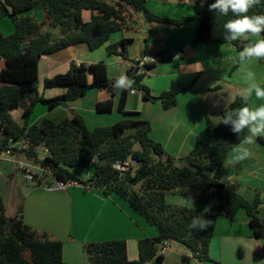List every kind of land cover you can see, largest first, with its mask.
<instances>
[{
	"label": "trees",
	"instance_id": "16d2710c",
	"mask_svg": "<svg viewBox=\"0 0 264 264\" xmlns=\"http://www.w3.org/2000/svg\"><path fill=\"white\" fill-rule=\"evenodd\" d=\"M213 2H193L199 17L194 43H231L237 50H242L251 42L224 40V24L235 17L231 12L224 16L210 11L209 5ZM36 7L44 10L51 27L59 29L58 37L51 32L41 33L43 23L33 16L20 17V14ZM84 10L93 13L91 21H83ZM133 13L142 15L147 23L183 26L192 20L188 16L179 19L158 16L148 9L146 0H0V19L7 17L15 26L10 35L0 31V58L7 64L6 68L0 69V82L3 84L0 88V151L23 152L39 163L43 173L36 180L38 185L51 178L73 180L102 189L106 195L115 194L126 201L158 230L157 237L139 240V258L134 261L128 259L125 240L89 242L85 245L89 264H164L160 250L169 241H176L187 248L189 254L183 257L185 264H190L192 259L210 261L209 245L218 219L227 217L232 220L240 209L247 213L254 236L264 239V221L260 218L261 195L249 201L228 190L217 179L228 153L243 140L247 129L238 136L231 131L230 125L209 127L205 137L197 140L188 155L177 160L166 153L161 143L150 137V122L138 117L92 130L76 113L60 122L45 118L40 123H29L39 103L53 109L83 98L90 89L106 88L117 95V109L125 114L138 115L126 110L131 90L140 91L147 100L160 101L164 109L176 105L178 94L190 89L195 80L186 87L152 95L143 84V78L155 64L129 59L128 39L109 44L106 50L131 61L126 75L134 81L131 90L117 91L113 87L115 79L109 78L104 62L87 65L72 61L67 72L44 80L45 88L65 87L66 92L52 98L39 95V61L44 55L79 43H87L92 50L104 46L112 33L128 27ZM248 15H264V0L251 8ZM259 60L264 63V60ZM89 73L93 74L92 81ZM243 106L244 101L237 95L222 111V116ZM247 106L252 107L250 98ZM112 109V101L97 105L100 112ZM16 110L21 111L22 125L11 114ZM22 139L28 142L20 150L11 146ZM258 140L264 144V136ZM41 148L47 150L43 158L39 157ZM116 162L127 164L128 168L119 170L114 167ZM91 165L93 173L87 181H82L70 171L72 167ZM171 191L208 204L209 210L170 204L166 195ZM196 216L209 220L210 225L204 230L190 229L189 225ZM26 252L30 257L25 255ZM0 264L67 263L63 258L62 241L27 225L22 207L16 216L8 217L0 197Z\"/></svg>",
	"mask_w": 264,
	"mask_h": 264
},
{
	"label": "crops",
	"instance_id": "0c3cea01",
	"mask_svg": "<svg viewBox=\"0 0 264 264\" xmlns=\"http://www.w3.org/2000/svg\"><path fill=\"white\" fill-rule=\"evenodd\" d=\"M193 2L194 0H146L148 9L158 16L174 19L192 17L183 26L147 23L142 15L133 13L128 27L112 33L104 46L92 50L87 43H79L44 55L39 61V95L52 98L66 92V88H45L44 80L67 72L72 61L87 65L104 62L110 79H116L121 74L127 75L131 61L119 54H109L106 46L128 39L129 59L155 57V66L143 78V84L150 89L152 95L158 96L166 90L186 87L195 80L190 89L178 94L175 106L164 109L160 101H150L140 91H130L126 110L137 112L138 115L125 114L117 109V95L106 88L90 89L83 98L53 109L39 103L34 108L29 123H40L45 118L60 122L76 113L92 130L111 126L126 118L138 117L150 122V137L161 143L166 153L177 160L185 158L197 140L205 137L209 127L213 129L219 126L213 124L214 117L222 116V111L247 86L248 71L255 73L256 83L264 88V63L259 59L239 62L241 50H237L231 43H194L199 17L193 8ZM25 15H31L39 23H43L41 33L51 32L55 37L60 35L58 28L50 26L42 8L36 7L20 14V17ZM92 16L90 10L82 12L84 22L91 21ZM14 30L15 26L9 18L0 19V31L4 35H10ZM257 39L258 37L249 36L248 41L255 43ZM6 67V61L0 58V69ZM88 76L92 81L93 74L89 73ZM2 85L0 82V88ZM250 99L252 107L264 103V100L255 97V93ZM106 101L113 102L112 111H98L97 105ZM15 113H18L19 119L14 118ZM11 114L17 123H24L20 110L12 111ZM26 145L24 139L11 144L18 150ZM248 147L251 156L236 165L228 163L233 148L230 150L217 179L228 190L249 201H254L258 194L261 195L263 202L260 218L264 221V144L257 138L256 143ZM41 152L40 158L47 155L45 148H41ZM15 164L20 165L22 170L43 173L40 164L23 152L1 154L0 170L6 173H0L4 183L3 186L0 185V197L4 202L6 215L14 217L22 207L27 225L62 241L63 258L67 264H89L85 245L111 240H125L128 259L138 260L139 240L158 236V230L148 224L126 201L115 194L106 195L102 189L79 184L67 190H50L45 186H53L52 182L45 184L47 180H44L42 184L24 191L6 178L12 176ZM78 168L81 167H72L70 171L82 181H87L93 173L91 167L75 172ZM5 186L9 188L8 191ZM181 197L188 198L171 191L167 193L166 201L182 205ZM193 201L194 207H187L200 211L209 210L208 204ZM249 220L243 209L237 211L232 220L220 217L209 245L211 260L192 259L190 264H264V239L254 236ZM162 254L164 264H185L183 257L189 253L187 248L176 241H169Z\"/></svg>",
	"mask_w": 264,
	"mask_h": 264
},
{
	"label": "clouds",
	"instance_id": "9594fccd",
	"mask_svg": "<svg viewBox=\"0 0 264 264\" xmlns=\"http://www.w3.org/2000/svg\"><path fill=\"white\" fill-rule=\"evenodd\" d=\"M260 3V0H214L209 5V10L219 12L227 16L230 12L235 19H230L224 24L225 41L248 40L249 36L258 37L255 43H248L239 53V62L252 59L264 60V15H248L251 8ZM247 86L238 92L245 106L233 109L223 116L214 117V125H230L234 134H241L247 129L240 144L233 148V153L228 163L236 165L251 156L248 146L254 145L257 138L264 136V103L250 107L248 100L255 93L258 100H264V88L256 83L255 73L247 72ZM134 81L124 74L118 76L113 84L117 91L131 90ZM181 203L185 206L194 207L191 197H181ZM210 225V221L201 217H193L189 228L193 230H204Z\"/></svg>",
	"mask_w": 264,
	"mask_h": 264
},
{
	"label": "built area",
	"instance_id": "2783aa9c",
	"mask_svg": "<svg viewBox=\"0 0 264 264\" xmlns=\"http://www.w3.org/2000/svg\"><path fill=\"white\" fill-rule=\"evenodd\" d=\"M140 61L142 63L154 62L155 61V57L154 56H146L144 59H142ZM131 92H135V90H131ZM25 141L28 142L27 139ZM3 153L10 154L11 152L9 150L0 151V156ZM114 167L119 169V170H126L128 168V165L127 164H122L120 162H116L114 164ZM23 173L25 175V179L28 180V181L38 180V179H40L42 177L41 173L40 174L39 173H34V172H31V171H29L27 169H24ZM77 185H79V183L76 182V181H73V180H65V181L56 180L55 186L46 185L45 187H46V189H50V190H53V189H56V190H67L70 187L77 186ZM165 249H166V245L161 247V250H160L161 254H162V252L165 251Z\"/></svg>",
	"mask_w": 264,
	"mask_h": 264
},
{
	"label": "rangeland",
	"instance_id": "374dc122",
	"mask_svg": "<svg viewBox=\"0 0 264 264\" xmlns=\"http://www.w3.org/2000/svg\"><path fill=\"white\" fill-rule=\"evenodd\" d=\"M6 20V19H5ZM14 118L15 119H19V115H18V113H15L14 114ZM41 149L39 150V156L40 157H42V155H41ZM134 164V166H136V164L135 163H133ZM15 167H16V169H15V167H14V170L12 171V176L11 175H9V177H6L7 179L9 178V181L11 182V181H13L14 182V184H17L18 186H20L24 191L27 189V188H33V187H36L37 185V182H36V180H33V181H27V180H25V175H24V173H23V170H22V168L20 167V165H18V164H15L14 165ZM91 167V170L93 171V169H92V166H90ZM78 170H81V168H78V169H76V171L75 172H77ZM3 171L4 170H0V173H3ZM5 173H6V171H4ZM38 173V172H37ZM3 179H5V176H3ZM50 182H52V185L53 186H55V183H56V180L55 179H48L46 182H45V184H48V183H50ZM3 180H2V177H0V185L1 186H3ZM5 188V190L6 191H8V187L7 186H5L4 187ZM25 255L27 256V257H30V254H29V252H26L25 253Z\"/></svg>",
	"mask_w": 264,
	"mask_h": 264
}]
</instances>
